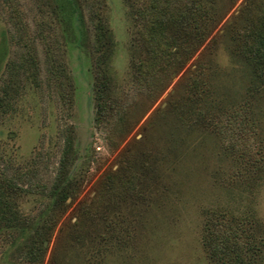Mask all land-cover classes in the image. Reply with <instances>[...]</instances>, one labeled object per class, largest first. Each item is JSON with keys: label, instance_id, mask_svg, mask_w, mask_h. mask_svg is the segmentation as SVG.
Returning <instances> with one entry per match:
<instances>
[{"label": "rangeland", "instance_id": "rangeland-1", "mask_svg": "<svg viewBox=\"0 0 264 264\" xmlns=\"http://www.w3.org/2000/svg\"><path fill=\"white\" fill-rule=\"evenodd\" d=\"M192 4L0 0V174L29 223L0 228V264H208L205 212L222 209L264 241V86L242 56L264 0H215L198 37ZM68 135L75 192L53 210ZM51 216L31 263L24 243Z\"/></svg>", "mask_w": 264, "mask_h": 264}, {"label": "trees", "instance_id": "trees-1", "mask_svg": "<svg viewBox=\"0 0 264 264\" xmlns=\"http://www.w3.org/2000/svg\"><path fill=\"white\" fill-rule=\"evenodd\" d=\"M206 1L210 7L209 12H205L203 16L199 15V0H192L193 4L189 9V14L194 16L192 31L197 37V34L206 35L219 17L217 8L212 6L215 4V0ZM161 15H165V12L163 11ZM201 17L202 22L198 21ZM259 24L262 29L259 31L260 33L250 35L252 39L249 37L243 41L242 56L245 62L244 66L248 69L253 84L264 86V11ZM249 40L252 41V44H249ZM103 80L105 81V79ZM241 112L245 117V110L241 109ZM244 121H240V127L248 124ZM240 131L243 132L242 128ZM66 138L49 188V196L52 199L51 209L53 210H61L65 201L75 192L72 181L67 178V166L72 145L69 135ZM19 191L11 177H7L5 173L0 174V228L21 230L23 233L29 223L18 208L16 196ZM51 218L52 216L47 220H42L34 227L28 240L24 243L25 257L31 263L40 262L43 257L42 244L49 235L52 225ZM251 219L249 215L234 214L227 209L205 212L202 245L208 264H261L264 241L259 233L260 225ZM46 222H50V225H46Z\"/></svg>", "mask_w": 264, "mask_h": 264}, {"label": "water", "instance_id": "water-1", "mask_svg": "<svg viewBox=\"0 0 264 264\" xmlns=\"http://www.w3.org/2000/svg\"><path fill=\"white\" fill-rule=\"evenodd\" d=\"M45 245V243H43V246Z\"/></svg>", "mask_w": 264, "mask_h": 264}]
</instances>
